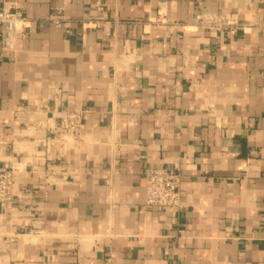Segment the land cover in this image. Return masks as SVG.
Instances as JSON below:
<instances>
[{
    "label": "crops",
    "instance_id": "obj_1",
    "mask_svg": "<svg viewBox=\"0 0 264 264\" xmlns=\"http://www.w3.org/2000/svg\"><path fill=\"white\" fill-rule=\"evenodd\" d=\"M5 2L0 264H264V0ZM148 168L180 170V212L144 207Z\"/></svg>",
    "mask_w": 264,
    "mask_h": 264
},
{
    "label": "built area",
    "instance_id": "obj_2",
    "mask_svg": "<svg viewBox=\"0 0 264 264\" xmlns=\"http://www.w3.org/2000/svg\"><path fill=\"white\" fill-rule=\"evenodd\" d=\"M21 20L19 12L12 5L4 3L0 10V59L12 56L16 51L19 38L18 24ZM58 27L63 24L60 18L54 19ZM89 15L83 16L88 21ZM192 26L202 31L222 34L231 29L233 23L220 11L198 12ZM82 114L79 111L66 112L58 126L59 136L78 137L81 132ZM16 175L14 168L0 170V208L14 199ZM145 203L146 209H159L168 213H178L182 210V174L177 168H148L145 171Z\"/></svg>",
    "mask_w": 264,
    "mask_h": 264
}]
</instances>
